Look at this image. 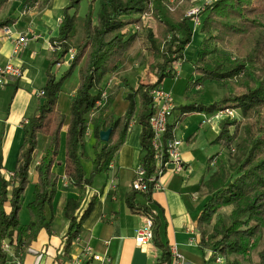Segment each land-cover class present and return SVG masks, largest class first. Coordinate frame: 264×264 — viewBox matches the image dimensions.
<instances>
[{
	"label": "trees",
	"instance_id": "obj_1",
	"mask_svg": "<svg viewBox=\"0 0 264 264\" xmlns=\"http://www.w3.org/2000/svg\"><path fill=\"white\" fill-rule=\"evenodd\" d=\"M8 0H0V10ZM38 0H29L34 4ZM80 0H68L60 10L58 34L51 39L53 52L45 70L42 94L34 114L23 124L24 141L17 158L15 170L10 178H1L0 185V264H13L7 252L1 247L7 238L13 245V255L28 246L37 231L48 227L44 215L45 203H50L56 191L59 175L51 170L59 151L60 130L64 116L57 106V97L62 82L78 68V85L71 99L69 121L65 131L64 176L78 189L76 199L67 198L62 211L69 224L63 246L64 254L69 253L72 242L82 230V222L92 209L95 196H91L86 207L77 215L75 210L85 195V186L90 185L94 176L108 169L117 150L122 145L131 123L141 126L139 142L141 153L139 163L150 173L154 168L151 147L152 132L149 117L154 113L150 91L159 86L166 76L174 77V61H183L186 46L191 42L192 26L186 16L191 0H90L88 11L78 15ZM97 10L94 13V3ZM200 33L203 34L192 62L196 75L187 82L189 88L202 87L204 81H222L232 88L223 97L210 104L199 102L179 106L173 120L167 124L164 139L173 137L174 129L184 117L192 112L213 113L224 109H238L242 119L224 117L219 121V130L214 139L229 153L237 152L236 167L229 169V159L216 160V170L206 182L209 198L203 204L196 220L200 234L201 249L209 247L212 258L223 257L220 264H241L240 256L247 257L257 247L264 230V0H213L199 11ZM154 20V27L143 24L142 16ZM11 18L0 19V29L8 26ZM80 23L82 36L77 44L73 40ZM137 25L139 30H131ZM140 45L146 50V64L154 81L140 79L136 88L128 86L124 112L115 116L109 110L113 96L102 98V81L108 74L129 69L141 54ZM227 46L235 51L233 60L209 55ZM74 52L67 69L59 79L55 78L53 67L62 63L69 51ZM97 101H103L97 109ZM91 125L94 137L92 168L84 175L80 160L85 144L86 132ZM233 127V131L230 130ZM110 128L107 141L99 137L101 130ZM242 130V137L235 142ZM43 133L50 137V143L37 166L38 180L33 185V199L26 204L29 221L20 224L18 212L28 184V171L36 149V135ZM214 155L209 157L213 159ZM166 155L162 160L165 161ZM10 186V188H8ZM150 192L131 190L126 194V204L132 210L152 217V243L161 253L155 264L169 263V246L158 233V220L153 211L135 201L138 193L147 198ZM8 202L10 210L4 209ZM231 206L224 216L220 209ZM211 225L210 233L207 226ZM14 236V237H13ZM218 255V256H217ZM257 264H264V243L257 253Z\"/></svg>",
	"mask_w": 264,
	"mask_h": 264
},
{
	"label": "crops",
	"instance_id": "obj_2",
	"mask_svg": "<svg viewBox=\"0 0 264 264\" xmlns=\"http://www.w3.org/2000/svg\"><path fill=\"white\" fill-rule=\"evenodd\" d=\"M26 1L24 4V0H8L0 10V19L11 18L12 21L8 26L13 32H26L30 37L26 48L13 53L11 39L0 36V64L10 60L23 68V75L20 78H9L7 84L0 89V185L1 178L8 180L15 170L24 141L23 124L36 110L40 99L39 92L45 82V70L53 52L51 39L58 34L60 10L68 2V0H38L31 4L29 0ZM189 23L193 24L191 20ZM199 26L200 24L194 28L198 30ZM200 35L203 36L201 33ZM190 47L191 45L188 44L185 51ZM196 51L197 48L192 50L195 55ZM68 61L69 58H66L62 63L57 64L55 70L59 67L66 68ZM182 63L183 61H174L172 69L176 75L164 79L160 84L164 90L171 92L173 99L184 96V86H186L184 82L196 76L192 68L187 67L186 78L181 77L184 67ZM138 67L141 72L135 74L133 88L138 86L140 79L154 81V75L146 74L145 51L136 59L134 67L105 77L109 86L113 83L116 85L115 91L109 90L107 94L114 97L109 110H112L118 99L120 103L118 113L121 115L124 112L127 105V101L124 100L127 88L123 85V78ZM76 75L77 68L74 69L72 76L63 82L59 93L60 102L63 97L66 101V111L76 90ZM199 88L201 87H196L195 90ZM101 106L102 104L97 109H92L88 117L93 116ZM174 106L175 108L177 106L175 100ZM175 108L168 119L169 123L177 114ZM233 113L235 116L238 115L236 109H233ZM216 115L218 111L187 114L174 129V136L182 139L180 151L184 160L183 170L177 173H165L161 178L162 188L152 190L149 198L143 193L135 196L136 202L149 207L156 215L161 240L168 246L175 243L188 264H205L211 260H213L212 264H217L210 256L209 249L200 248V234L196 228L197 217L204 202L210 196L206 187L209 178L205 177V174L198 177L189 172V165L194 157L193 145L199 132H203V137L207 139L205 133L207 134L206 127L209 124L215 134L217 133L216 127L221 115ZM202 120L205 122L203 123ZM66 127L67 125H62V134L63 130L66 131ZM140 131V124L131 123L108 169L96 174L92 183L85 186V195L75 214L79 215L83 211L91 196L96 197L95 202L83 220L82 230L77 240L72 242L67 255L64 254L63 246L69 220L63 214L62 204L67 198L76 199L78 189L64 176V146L63 141H60L58 154L51 167V170L59 175L56 191L52 201L44 205L48 227L39 229L28 246L22 243V249L16 255H12L14 253L12 246V252L7 254L13 260V264H71V258L77 256L86 245L95 252L107 254L111 259L110 264H155L161 253L160 249L152 241L138 245L134 239L135 230L142 225L145 215L138 210L132 211L125 201L126 194L132 190L134 168L139 164ZM87 137L94 140L90 126L86 132V139ZM49 143V136L43 133L36 135V149L28 171L29 181L18 212L20 224L29 221L26 204L33 199V185L38 180L37 166L42 155L46 153ZM81 154L84 175L88 176L94 153L89 157L84 144ZM85 159L91 161L86 167L83 164ZM209 172L213 173L214 170ZM4 209L6 212L10 210L8 202L4 203ZM3 242H9V239L5 238Z\"/></svg>",
	"mask_w": 264,
	"mask_h": 264
},
{
	"label": "built area",
	"instance_id": "obj_3",
	"mask_svg": "<svg viewBox=\"0 0 264 264\" xmlns=\"http://www.w3.org/2000/svg\"><path fill=\"white\" fill-rule=\"evenodd\" d=\"M199 11L200 8L198 7H192L187 11V15L194 26L200 24ZM60 21L61 19L58 20V22ZM0 30L1 37L11 39L13 53H17L27 47L30 37L26 32H13L9 26H4ZM22 75L23 68L20 64H15L10 60L0 64V89L7 84L9 78H20ZM106 84L108 85V83ZM39 94H42V91ZM150 94L152 107L154 108V113L149 117V125L152 132L150 144L153 150L154 168L148 173L140 163L136 165L133 171L131 189L138 192H148L162 188L161 178L165 173L181 172L184 167V160L180 151L182 139L174 136V134L172 138L164 139L167 124L169 123L168 119L175 108L173 96L170 91L164 90L160 85L154 87ZM102 98H106L105 90L102 92ZM102 102L97 101L96 106L101 105ZM218 115H221L220 119L226 116L235 117L233 109L229 108L219 110ZM164 155L167 156L165 161L162 160ZM152 227V217L145 215L142 225L135 230V243L144 245L151 242ZM12 246L11 243L2 241L1 247L7 253L12 252ZM169 252L168 264H188L175 243L169 245ZM70 262L71 264H110L111 259L107 254L95 252L90 246L86 245L77 256L71 258Z\"/></svg>",
	"mask_w": 264,
	"mask_h": 264
},
{
	"label": "rangeland",
	"instance_id": "obj_4",
	"mask_svg": "<svg viewBox=\"0 0 264 264\" xmlns=\"http://www.w3.org/2000/svg\"><path fill=\"white\" fill-rule=\"evenodd\" d=\"M89 1L90 0H80L79 7H78V15L83 16L88 11ZM170 1L172 2L173 0H170ZM191 1H192V5H191L190 8L198 7V8H200V10H202L206 6H208V4H210L213 0H191ZM26 2L27 1L24 0V4H26ZM96 5H97V3L95 2L94 3L93 18H95V11L97 10V6ZM204 14H205V12L200 15V20H201V18L203 17ZM186 16H187L188 20H190V17L187 15V12H186ZM142 20L144 22L143 24L150 25L151 27H154V20L151 19L148 15H143L142 16ZM191 26H192V32H193L192 33L191 42L189 43L191 45V47H190V49L188 51H185V56H184V60H183V63H182V64H184V67L182 69L183 72L181 73V77H184V78H186L185 77V69L187 67L188 68H192L191 70L193 71L192 62L195 61L196 55H195V53L192 52V50H194V49L196 50V48L198 47L200 41L202 40V36L200 35V26L198 27V30H196L194 28V24H192ZM77 28H78V33L76 34V36H75V38L73 40L74 44H77L78 41L80 40L81 36H82L80 23L77 25ZM131 30H139V27L137 25H134V26L131 27ZM137 48L140 49V53H141L140 55H142L144 51L146 53V50L143 47H141L140 45H137ZM73 52H74V50L71 49L69 51L68 55L66 56V58H69V60H70L71 55L73 54ZM219 54L222 55V56H227L229 58V60H233L236 53H235V51L233 49L232 50L228 49L227 46H220L219 50L212 52L209 55V57L214 61V60H216L217 55H219ZM55 66L53 67V72H54L55 78L59 79L61 74L67 69L68 66L66 68L59 67L56 70H55ZM73 71L71 72V74L66 79H68L69 77L72 76ZM140 72H141V69H140V67H138V68L133 69L131 71V74L127 73V75L124 76V78H123V85L126 87V85L124 83V80H126V83L128 84V86L132 87V84L134 83L135 74L136 73H140ZM150 74H152V73H150ZM109 75L112 76L114 74H109ZM76 76H77L76 77V81H77L76 87H77V85H78V68H77V75ZM105 77L103 78L102 84H103V87H104V90H105V93H106V96H107L109 90H111L112 92L115 91L116 85H114V83L111 86L107 85L106 84L107 83L106 82L107 79H105ZM166 78L169 79V78H173V77L166 76L164 79H166ZM63 82H62V84H63ZM187 82H188L187 80L184 82L186 86H187ZM62 84H61V86H62ZM186 86H184L185 87L184 96H182V97L178 96L176 99H174L175 103L177 105L176 108H175L177 112H178L179 106L183 105L184 103L187 104V103L195 101V102H199V103H202V104H210V103H212L214 101L220 100L226 92L232 90V88L227 87L222 81H215V80H206V81H204L203 86L201 88L197 89V90H195V88H189V89L186 90ZM60 91H61V87H60ZM127 92H128V88H127ZM59 93H58V97H57V106H58V109L60 110V112L64 116V122H63V126H64V125H67L68 121H69L71 103L69 104L70 106L68 105V108H67V111H66V101L63 99L64 98L63 97L61 99V102H60ZM124 100H125V98H124ZM119 105H120V103H119V100L117 99L115 101V103H114V106H113L112 110H111L114 113L115 116H119L120 115V113H118ZM236 111H237L238 115H236L235 118L241 120L242 119L241 112L238 109H236ZM192 113H200V112H192ZM192 113H189V114L191 115ZM222 118H224V117H222ZM202 121H203V123L205 122L204 120H202ZM90 128H91V125H90ZM206 128H207V134L205 133V135H206L207 139L205 137H203V132L200 131L198 137L195 140V145H193L194 157H193V162L189 165V169H190L189 172L191 174H193V175L195 174V176H198V177H200L201 174L202 175L205 174V177L209 178L211 176V174H212V172H209V171H212V170L215 171L216 170V167H217L216 160L217 159H220V160L229 159L228 160L229 166H228L227 169H229L228 170L229 172L232 171V173H233V171H234V169L236 167L235 165L237 163V159L239 158V155L237 154V152H233V153L230 152L229 153V158H228L227 148H222V147H220V145L217 142H214V139H215L217 133L215 134V131L210 127L209 124H208V127H206ZM216 129H217V132H218V130H219V122H218V125H217ZM230 130L233 131V127H230ZM63 131L64 132L62 134V132L60 130L59 137H60V141L64 142L65 130H63ZM241 137H242V130H240L239 136L235 139V142L240 140ZM89 139H90V141H89ZM85 141H86L85 144H86V149H87V155L89 157L90 156L92 157L93 156L92 145L94 143V140H93V138L87 137V139H85ZM217 152H219V153H217ZM212 155H214L213 159L209 160V157L212 156ZM90 162H91L90 159H85L83 161V164L86 167V165H88ZM191 166H192V168H191ZM201 199L203 200V197H201ZM207 200L208 199H206V201ZM230 210H231V206H225V207H222L220 209V212H222L224 216H227V214L229 213ZM210 231H211V225L207 226V232L210 233ZM261 234H262V236L260 237L261 239L258 242L257 247H255L248 254L247 257H243V256L239 257L240 261L242 262L241 264H257V262H258L257 253H258V250L262 247V245L264 243V230H262ZM206 249L210 250V256H212V250L209 247H206ZM222 261H223V257L218 256L216 258V260H215V263L220 264V263H222ZM212 263H213V260L208 261L205 264H212Z\"/></svg>",
	"mask_w": 264,
	"mask_h": 264
},
{
	"label": "water",
	"instance_id": "obj_5",
	"mask_svg": "<svg viewBox=\"0 0 264 264\" xmlns=\"http://www.w3.org/2000/svg\"><path fill=\"white\" fill-rule=\"evenodd\" d=\"M110 134V128H107L106 130H101L99 132V137L102 141H107Z\"/></svg>",
	"mask_w": 264,
	"mask_h": 264
}]
</instances>
